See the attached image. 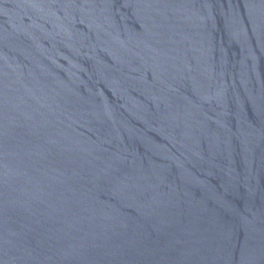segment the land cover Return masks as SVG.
I'll return each instance as SVG.
<instances>
[{
    "label": "water",
    "instance_id": "obj_1",
    "mask_svg": "<svg viewBox=\"0 0 264 264\" xmlns=\"http://www.w3.org/2000/svg\"><path fill=\"white\" fill-rule=\"evenodd\" d=\"M0 264H264V0H0Z\"/></svg>",
    "mask_w": 264,
    "mask_h": 264
}]
</instances>
